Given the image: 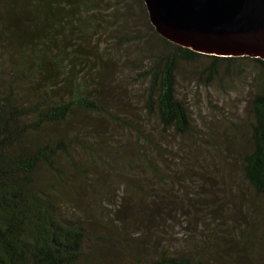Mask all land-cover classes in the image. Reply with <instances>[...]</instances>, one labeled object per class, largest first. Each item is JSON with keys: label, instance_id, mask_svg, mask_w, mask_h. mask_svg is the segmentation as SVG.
<instances>
[{"label": "trees", "instance_id": "16d2710c", "mask_svg": "<svg viewBox=\"0 0 264 264\" xmlns=\"http://www.w3.org/2000/svg\"><path fill=\"white\" fill-rule=\"evenodd\" d=\"M189 72L206 90H248L247 118L230 126L240 181L264 205V60L176 45L156 31L143 0H0V264H109L118 251L125 264H209L119 246L72 208L77 177L95 194L105 176L122 175L134 219L162 227L158 190L176 177L164 166L169 138H200L178 95ZM257 230V243L248 233L239 248L264 258V219Z\"/></svg>", "mask_w": 264, "mask_h": 264}, {"label": "rangeland", "instance_id": "374dc122", "mask_svg": "<svg viewBox=\"0 0 264 264\" xmlns=\"http://www.w3.org/2000/svg\"><path fill=\"white\" fill-rule=\"evenodd\" d=\"M127 88L136 89L133 85ZM178 95L191 110L200 138L197 145L192 138H169L172 156L164 166L176 177L158 190L166 209L155 225L162 227L134 219V198L128 187L121 186V178L127 179L122 175L105 176L95 194L77 177L82 189L72 208L87 217L92 234L117 239L119 246L142 243L156 252L164 248L173 254L205 258L209 264H264L261 253L239 248L248 233L253 244L257 243L259 222L264 219L263 202L253 203L250 189L240 181L235 152L240 141L230 126L238 118L239 122L247 118L248 90L232 94L206 90L189 72L187 79L179 80ZM114 221L124 228L113 231ZM123 253L110 252L106 259L109 264H125Z\"/></svg>", "mask_w": 264, "mask_h": 264}, {"label": "water", "instance_id": "95a60500", "mask_svg": "<svg viewBox=\"0 0 264 264\" xmlns=\"http://www.w3.org/2000/svg\"><path fill=\"white\" fill-rule=\"evenodd\" d=\"M166 40L216 57L264 60V0H143Z\"/></svg>", "mask_w": 264, "mask_h": 264}]
</instances>
